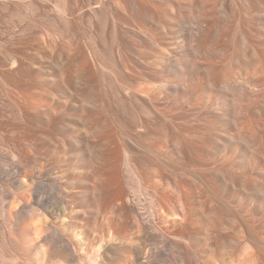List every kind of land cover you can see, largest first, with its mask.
<instances>
[{
  "label": "rangeland",
  "instance_id": "1",
  "mask_svg": "<svg viewBox=\"0 0 264 264\" xmlns=\"http://www.w3.org/2000/svg\"><path fill=\"white\" fill-rule=\"evenodd\" d=\"M263 9L264 0H0L1 190L15 191L9 189L6 180L17 172H28L42 179L39 191L49 199L50 209L58 211L71 203L72 215L78 217L83 209L90 210L91 202L82 207L78 199L71 197L80 188H94V168L78 171L72 175L74 182L70 180L74 142L88 137L91 145L105 146L109 137V145L118 155L120 193L126 197V206L137 203L143 209L149 203L150 197L135 193L138 182L134 168L144 171L145 176L150 168L163 175L157 188L163 192L166 212L161 220L163 229L177 228L176 221L192 223L184 235L187 241L163 246V255L146 264H215L227 257L241 264V246L251 239L252 231L264 236V203L253 197L236 200L228 190L210 192L204 184V165L217 166L214 160L218 154H209L214 145L200 148L194 158H189L190 152H181L177 139H194L199 146L193 132L212 116L206 113L211 110L203 107L202 99L213 87L210 79L215 74L234 76L239 82L248 80L264 89ZM241 36H248L251 46L259 42L262 59L250 50L248 54L240 53L247 57L240 56ZM175 58L189 60L200 68L194 106L186 101L180 88L166 87V80L176 76L171 64ZM160 75L167 77L163 84ZM218 86L213 90L227 96L221 88L224 85ZM134 90L149 91L156 97L158 93V98L154 97L163 109V118L144 100L139 102V98L136 103L137 98L129 94ZM219 93L226 104L230 98L227 108L231 110L233 98ZM80 95L92 103L83 102L84 108ZM138 118L153 134L150 143L163 149V169L132 146L129 135ZM67 119L71 129L65 127ZM254 119L264 135V115L257 113ZM225 128L235 129L230 123ZM125 148L132 153V167L126 164ZM235 156L232 154L235 161L230 172L264 186L259 172L246 171L240 163L242 158ZM56 172L65 174L66 192L54 186L52 177ZM182 193L190 199L185 211L179 203ZM0 212V254L6 259L0 264H24L25 258L18 250L3 244L6 230L1 202ZM215 220L219 225L214 224ZM66 222L69 224L70 219ZM130 230H136L135 221ZM95 233L92 236L96 241L91 237L89 243L97 242L99 235ZM12 258L17 259L11 263Z\"/></svg>",
  "mask_w": 264,
  "mask_h": 264
},
{
  "label": "bare ground",
  "instance_id": "2",
  "mask_svg": "<svg viewBox=\"0 0 264 264\" xmlns=\"http://www.w3.org/2000/svg\"><path fill=\"white\" fill-rule=\"evenodd\" d=\"M249 5L254 7L251 4ZM244 10L248 13L251 12V10L247 11L246 8ZM62 12H65V10ZM243 12L242 14H244ZM255 12L258 11L256 10ZM261 16L264 19V9ZM147 35L149 36L150 34ZM247 38L249 37L241 36L240 52H237L246 54V51L250 50L251 54L253 53L254 56L258 55L262 59L259 42L255 41L256 44L253 43L251 46ZM244 54H240V56H246ZM183 60L181 58L171 60L176 74L175 78L172 77L171 80L168 79L169 81H167V77L163 79L165 76L161 77L160 75L158 79L160 78L162 84L166 80L167 88H180V91L185 93L186 101L188 100L190 104L193 102L194 106L196 104H194L195 85L198 82L197 74H199L200 68L197 66L199 68L197 71V67L195 64L193 65L194 62L191 63L189 60L185 62ZM228 76L223 78L221 73H217L210 79V84L212 82L213 87L207 90L206 93L204 88L203 107L211 110V112H206V110L205 112L211 113L210 115L212 116L208 120L204 119L205 125L193 132L198 138L199 146L194 139L182 141L183 139L181 140V138L177 139V145L180 147L181 152H190L187 153L189 158H194L196 151L201 150L200 148L203 150L207 149L209 145H214V149L210 150L209 154H218V157L214 154L211 155L216 157L214 163L217 166L212 167L213 163L211 165L209 163L211 167L208 164L204 165L207 173L203 177L204 184L210 192L219 193L220 191L228 190L236 195V200L252 199L253 197L264 203L263 185L249 182L245 177H236L229 170V167L233 166L235 161L232 154H235L237 157L242 158L240 163H243V167L247 169L246 171H258L259 175L264 179V135H261L257 121H254V116L257 113L264 115V89L250 83L248 80L239 82V78L237 80V77L230 76L232 78L228 79ZM233 77L235 78L234 80ZM173 79L178 82V85L172 83ZM219 84L221 86L224 85L225 88H221L225 89L224 92H226L227 96H231L233 98L231 100L235 102L233 106L231 104V110L227 108L230 98L228 104H226L218 96L220 91L215 92L216 90H213L216 86L219 87ZM223 89L219 88V90ZM129 94H132V99L134 97L138 99H136V103L140 99L142 100L139 102L144 100L153 110L156 109L163 118V109L155 101L157 100L155 99L156 95L151 94L149 91L143 92L142 90L140 92H137V90L135 92L134 90L132 93L130 91ZM220 94L224 98L227 97L223 95L225 93ZM158 96L159 94L157 93L156 98ZM235 97L238 98L237 101H234ZM80 98L82 99V104L83 102L86 104L92 103L91 99L90 101L86 100L84 96L80 95ZM188 103L187 105H189ZM83 107L85 108V104H83ZM228 123L235 128L233 129L236 133L227 129H230V125L225 128ZM65 127L72 128L68 119L65 120ZM131 130L129 139L134 149L163 169V149H157L150 143L153 139V134L147 123L142 118H138ZM257 130L259 133H257ZM110 141L111 139L108 137L105 146L91 145L88 137L74 142L75 154L72 158L74 171L69 175L70 180L74 182L72 175H76L79 173L78 171L85 170L88 167L94 168L92 172L94 188L90 190L85 188L83 191L80 188V192L71 197L73 200L78 199L82 203V207L87 202L92 203L89 204V211L85 209L90 212L89 218L86 216L88 212L84 209L80 212V215L82 214L81 217L80 215L78 217L73 216L74 210L71 203H68L65 208L58 211L50 209L48 206L49 199L42 196L39 191L42 179L36 177V175L27 174L28 172L25 173V171L17 172L15 176H9L10 178L8 177L9 179L6 180L10 184V186L7 185L10 187L9 189L15 188V191L11 189V191L3 192L1 190L0 161V202L2 204L4 232L6 230L3 238L5 237V242H7L3 244L7 245L9 243V246L18 250L24 256L22 258H25L24 264H146L149 259L163 255V246H173V244L176 245V243L186 240L184 235L190 230L192 223L185 224L183 221H176L175 227L177 228L163 229L161 220H163V213L166 212L163 211V192L161 193L157 189L160 187L163 175H158L157 171L152 172V169L148 168L146 170H148L149 174L145 176L144 171L134 168V174L138 182L135 193L141 197H150V201L147 200L149 203L143 209L137 203L126 206L124 202L126 197L120 193V180L117 173L118 155L116 149L109 145ZM131 154V151L127 148L124 149L126 164L129 167L133 166L132 161H129V158L132 157ZM0 155L2 154L0 153ZM140 158L145 160L143 156ZM13 159L15 158L13 157ZM2 166L4 165L2 164ZM39 172L42 175L41 171ZM53 174L54 186L61 187L66 192L63 187L65 174L58 172ZM60 181H62V184L58 185L57 182ZM247 186L249 187L248 189ZM181 195L179 203L181 210L185 211V207L190 204V199L185 193ZM104 207L106 208L104 210L106 211L105 214L102 211ZM117 211L120 213L118 214ZM122 211H124L123 214H121ZM103 214L106 215L105 221L103 220L104 223L101 221L99 225L101 217L104 216ZM235 214L237 215V213ZM236 215L234 218L238 219ZM68 219H70L69 224L66 222ZM235 219H233V223ZM134 221L136 230L131 232L130 227ZM214 224L219 225V220H215ZM94 233L99 235L96 243H94L96 238L94 237V240L92 236ZM252 233L251 239L246 243L244 242V246L241 244L242 250L238 256L239 259H242L240 263L264 264V255L262 256V252H264V236L255 231H252ZM91 237L94 240L93 244L89 243ZM209 247L212 246L210 245ZM16 259L12 258L10 260L11 263ZM1 261L6 262V259L0 254V263ZM235 263L236 260L232 257H227L222 261L220 259L215 261V264Z\"/></svg>",
  "mask_w": 264,
  "mask_h": 264
}]
</instances>
